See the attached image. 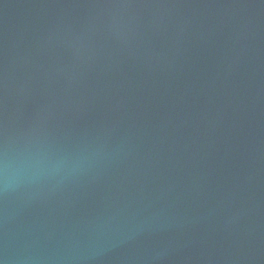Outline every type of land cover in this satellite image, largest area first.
<instances>
[{
    "label": "water",
    "instance_id": "95a60500",
    "mask_svg": "<svg viewBox=\"0 0 264 264\" xmlns=\"http://www.w3.org/2000/svg\"><path fill=\"white\" fill-rule=\"evenodd\" d=\"M0 264H264V0H0Z\"/></svg>",
    "mask_w": 264,
    "mask_h": 264
},
{
    "label": "clouds",
    "instance_id": "9594fccd",
    "mask_svg": "<svg viewBox=\"0 0 264 264\" xmlns=\"http://www.w3.org/2000/svg\"><path fill=\"white\" fill-rule=\"evenodd\" d=\"M17 171V168L12 163L5 162L3 164V173L6 182H11L15 178Z\"/></svg>",
    "mask_w": 264,
    "mask_h": 264
}]
</instances>
